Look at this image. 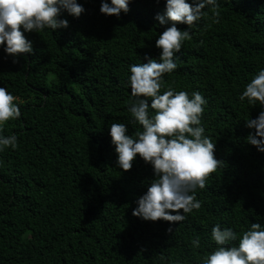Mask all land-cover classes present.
<instances>
[{
	"label": "trees",
	"instance_id": "1",
	"mask_svg": "<svg viewBox=\"0 0 264 264\" xmlns=\"http://www.w3.org/2000/svg\"><path fill=\"white\" fill-rule=\"evenodd\" d=\"M78 3L85 12L65 13L67 29L27 33L33 53L17 63L0 49V86L23 101L3 128L18 145L0 152V264H200L213 224L264 223V153L246 143L244 121L260 108L239 101L264 68V0H220L221 22L208 11L165 74V86L207 98L202 122L221 162L196 190L201 208L171 233L132 215L152 169L139 158L119 169L107 128L131 119L129 64L159 58L164 0H131L120 19L100 14V0Z\"/></svg>",
	"mask_w": 264,
	"mask_h": 264
},
{
	"label": "clouds",
	"instance_id": "2",
	"mask_svg": "<svg viewBox=\"0 0 264 264\" xmlns=\"http://www.w3.org/2000/svg\"><path fill=\"white\" fill-rule=\"evenodd\" d=\"M130 3L131 0H100L99 12L120 19L121 13L129 12ZM219 8L220 0H164L163 12L154 17L159 26H166L155 39L159 58L145 54L146 63L129 64L126 86L130 94L126 103L131 119L128 124L107 126L119 169L130 170L138 158L152 169L154 178L135 198L132 215L146 222H169V233L173 224L201 208L196 190L205 188L206 178L221 162L214 156L215 144L202 122L207 98L199 90L189 93L165 86L164 77L175 72L177 54L184 42L192 39L191 29L208 11L213 24L221 22ZM84 12L78 0H0V49L15 64L19 56L33 53V42L27 33L67 29L64 14L79 18ZM178 25L187 27L180 29ZM239 101L260 108L255 118L244 121L250 130L246 143L264 153V68L244 85ZM22 104L5 84L0 86V152L14 150L18 145L17 135L5 136L3 128L6 122L20 119ZM129 124L139 128L130 133ZM209 240L212 243L200 264H264V223H251L240 232L216 223ZM191 244L200 248L199 237Z\"/></svg>",
	"mask_w": 264,
	"mask_h": 264
}]
</instances>
